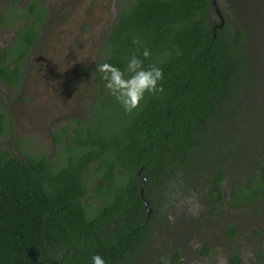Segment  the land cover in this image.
<instances>
[{"label": "trees", "instance_id": "16d2710c", "mask_svg": "<svg viewBox=\"0 0 264 264\" xmlns=\"http://www.w3.org/2000/svg\"><path fill=\"white\" fill-rule=\"evenodd\" d=\"M118 1L123 5L102 37L101 55L93 67L99 91L92 112L111 96L96 71L104 62L124 70L136 54L145 68L155 64L163 70L159 83L164 91L146 93L132 113L120 111V130L105 126L103 116L94 123L92 112L76 118L67 142L62 144L57 136L66 153L59 162L44 153L21 157L0 148V264H92L95 254L104 260L110 254H133L148 223L165 205L168 180L179 168L185 169L205 147L241 150L252 144V133L260 134L252 110L242 114L239 107L249 63L244 31L224 18L218 0L221 25L212 18L217 13L210 0ZM136 38L140 44H133ZM144 48L151 52L148 59L142 56ZM15 63L12 68L0 61V77L10 86L17 85L19 61ZM235 109L239 111L233 119H226ZM241 117L248 122L242 124ZM6 119L0 106V137ZM230 123L248 135L237 136ZM259 149L258 154L242 156L240 165L246 168L227 159L218 162L204 189L211 213L225 204L257 207L264 200V144ZM140 168L146 179L144 196L152 207L147 219ZM226 175L231 178L228 196L221 185ZM112 219L119 222V233L107 240L96 237ZM234 231L227 227L228 234ZM178 256L174 251V264H182ZM240 261L232 255V262Z\"/></svg>", "mask_w": 264, "mask_h": 264}, {"label": "rangeland", "instance_id": "374dc122", "mask_svg": "<svg viewBox=\"0 0 264 264\" xmlns=\"http://www.w3.org/2000/svg\"><path fill=\"white\" fill-rule=\"evenodd\" d=\"M48 2L51 15L26 62L24 82L16 86L0 84V106L7 118L0 148H8L21 157L44 153L48 160L59 162L65 159L66 153L59 148L61 142L57 136L61 135L62 144L67 142L66 136L75 126V119H84L97 103L94 97L99 89L93 67L101 55L102 37L123 4L118 0ZM218 4L224 18L244 31L245 55L249 63L242 81L243 100L239 107L242 114L252 110V122L261 131L255 135L251 131L252 144L241 150L227 152L215 146L205 147L190 159L185 169L179 168L177 175L168 180L166 203L155 215L163 234L153 235L150 243L157 248L156 244L159 246L165 237L168 243L183 244L187 264H217L221 256L225 258V264L232 245L240 248L244 259L251 261L255 248L264 246V200L257 207L225 204L220 212L211 213L209 201L205 199L204 189L219 161L227 159L235 167H245L240 165L242 156L258 154L259 146L264 144V0H218ZM213 18L218 20L219 16ZM12 44L14 49L21 47L18 40ZM13 46L10 48L12 53L15 52ZM120 111L126 112L111 95L105 103L97 104L91 119L97 123L98 117L103 116L105 126L120 130L124 124V118L119 117ZM235 111L239 109L232 111L226 119H233ZM240 122L248 121L241 117ZM64 125L68 126L67 132L63 130ZM231 125L237 136L245 138L248 135L243 128ZM222 182L227 191L231 187L229 175ZM177 191L181 196L196 195L202 207L198 217L176 208L173 197ZM169 214L176 217L174 223L168 220ZM229 226H236L237 233L228 234ZM203 240L212 244V250L206 256L197 255L193 249V242L200 244Z\"/></svg>", "mask_w": 264, "mask_h": 264}, {"label": "flooded vegetation", "instance_id": "af4514ba", "mask_svg": "<svg viewBox=\"0 0 264 264\" xmlns=\"http://www.w3.org/2000/svg\"><path fill=\"white\" fill-rule=\"evenodd\" d=\"M50 15L51 9L48 0H0V61H4L7 67L12 68L15 67L16 60L19 61V72L16 74L18 78L15 80L17 85L24 82L26 62L33 48L39 43ZM213 17L214 15L212 14V18ZM28 35L31 36L30 39H28ZM17 40L21 47L14 49V43L12 44V42H16ZM28 40H30V42ZM11 44L13 50H15L14 53H12L13 51L10 49L12 47ZM20 54H23L21 58L19 57ZM2 83L8 84V81L0 77V84ZM221 185L223 186V182H221ZM230 190V187L227 191L223 189L225 196L229 195ZM140 195L143 203L144 200H147L148 204V199L144 196L143 188L142 190L140 189ZM150 208L151 213L152 207L150 206ZM149 216L146 215V219L149 218ZM118 223L119 222L114 219L104 223L96 237L100 236L101 239L107 240L110 239V235L118 234L120 229ZM234 228L235 231L231 235L237 233L236 226H234ZM166 229L167 227L165 230ZM158 232L162 233L163 228L158 225L157 221H150L144 232L145 235L140 243V247L133 254L125 253L118 254V256L110 254L109 260H105L106 264H163L161 260L162 257H167L169 264H174L172 262L174 251L179 252L178 259L181 260L182 264H187L183 244L168 243L164 237L160 241L161 243H159V246L156 244L157 248L152 247L150 242L153 239V235ZM161 233L160 235L162 236L163 233ZM199 245V248L193 247L197 255L206 256L212 250V244L206 240H203ZM205 249L207 250L204 251ZM255 249L254 259L247 261L243 258L240 248L232 245L228 251L225 264H235L232 262V255L239 256L241 259L239 264H264V246H257Z\"/></svg>", "mask_w": 264, "mask_h": 264}, {"label": "clouds", "instance_id": "9594fccd", "mask_svg": "<svg viewBox=\"0 0 264 264\" xmlns=\"http://www.w3.org/2000/svg\"><path fill=\"white\" fill-rule=\"evenodd\" d=\"M139 38L133 40V44H140ZM139 52V49H137ZM144 59L151 56L148 48H144L142 52ZM96 71L102 74L101 79L105 81V87L109 93L121 104L124 110L132 113L139 108L145 94L156 95L163 93V85L159 82L163 80V70L155 64H150L147 68L144 67V60L133 54L128 60L126 68L121 70L113 64L104 62L98 64ZM177 209H184L193 217H198L202 207L198 202L196 195L181 196L177 194L173 197ZM168 220L175 222L176 217L169 214ZM193 247L199 248L198 242H193ZM92 264H106L104 258L95 254L92 256ZM224 257H218L217 264H223ZM163 264H169L167 257L161 258Z\"/></svg>", "mask_w": 264, "mask_h": 264}, {"label": "water", "instance_id": "95a60500", "mask_svg": "<svg viewBox=\"0 0 264 264\" xmlns=\"http://www.w3.org/2000/svg\"><path fill=\"white\" fill-rule=\"evenodd\" d=\"M210 1L213 5L217 15L219 16V19H220L219 23H217L216 25H221L224 22V18L220 12V9L217 6V2H216V0H210ZM140 170H141V168L138 170V174H139V181H140V189L142 190L146 179H145V176L140 173ZM144 206L146 208L147 216H148L150 211H151V208H150V206H148L147 200H144ZM35 264H38V263H35Z\"/></svg>", "mask_w": 264, "mask_h": 264}]
</instances>
